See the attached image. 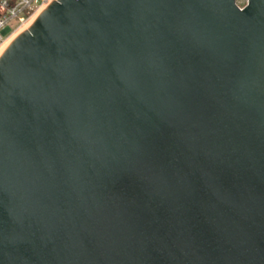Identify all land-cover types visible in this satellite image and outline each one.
Masks as SVG:
<instances>
[{"label":"water","instance_id":"95a60500","mask_svg":"<svg viewBox=\"0 0 264 264\" xmlns=\"http://www.w3.org/2000/svg\"><path fill=\"white\" fill-rule=\"evenodd\" d=\"M0 264H264V0H53L18 33Z\"/></svg>","mask_w":264,"mask_h":264},{"label":"built area","instance_id":"2783aa9c","mask_svg":"<svg viewBox=\"0 0 264 264\" xmlns=\"http://www.w3.org/2000/svg\"><path fill=\"white\" fill-rule=\"evenodd\" d=\"M53 0H0V52Z\"/></svg>","mask_w":264,"mask_h":264},{"label":"trees","instance_id":"16d2710c","mask_svg":"<svg viewBox=\"0 0 264 264\" xmlns=\"http://www.w3.org/2000/svg\"><path fill=\"white\" fill-rule=\"evenodd\" d=\"M245 1L246 0H236V3L239 5V6H243L245 4Z\"/></svg>","mask_w":264,"mask_h":264},{"label":"rangeland","instance_id":"374dc122","mask_svg":"<svg viewBox=\"0 0 264 264\" xmlns=\"http://www.w3.org/2000/svg\"><path fill=\"white\" fill-rule=\"evenodd\" d=\"M245 3H246V1H245ZM16 35H17V34H16ZM16 35H15V36H16ZM15 36H14V37H15ZM14 37H13V38H14ZM13 38H12V39H13ZM10 42H11V41H10ZM10 42H9V43H10ZM7 46H8V45H7ZM7 46H6V47H7Z\"/></svg>","mask_w":264,"mask_h":264},{"label":"bare ground","instance_id":"6f19581e","mask_svg":"<svg viewBox=\"0 0 264 264\" xmlns=\"http://www.w3.org/2000/svg\"><path fill=\"white\" fill-rule=\"evenodd\" d=\"M27 29V28H26ZM3 52V51H2ZM2 52H0V55L2 54Z\"/></svg>","mask_w":264,"mask_h":264}]
</instances>
